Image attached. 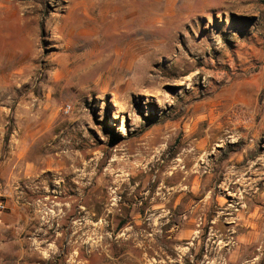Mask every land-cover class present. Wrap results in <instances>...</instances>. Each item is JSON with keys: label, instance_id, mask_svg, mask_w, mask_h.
<instances>
[{"label": "rangeland", "instance_id": "rangeland-1", "mask_svg": "<svg viewBox=\"0 0 264 264\" xmlns=\"http://www.w3.org/2000/svg\"><path fill=\"white\" fill-rule=\"evenodd\" d=\"M236 240L264 264V0H0V264Z\"/></svg>", "mask_w": 264, "mask_h": 264}, {"label": "bare ground", "instance_id": "bare-ground-1", "mask_svg": "<svg viewBox=\"0 0 264 264\" xmlns=\"http://www.w3.org/2000/svg\"><path fill=\"white\" fill-rule=\"evenodd\" d=\"M105 20V19H104ZM107 20V19H106ZM116 20H118L117 18H116ZM116 22V21H115ZM120 22V21H119ZM118 23V22H117ZM117 28V27H116ZM115 54V53H114ZM117 54V53H116ZM113 56H115V55H113ZM112 57V56H111ZM110 56H107V60H106V58H105V60H106V62L111 58ZM110 61V60H109ZM113 61V60H112ZM105 62V64H107ZM116 63V59L113 61V64H114V66L116 65L115 64ZM113 69V67L112 66H110L109 67V70H112ZM89 76V78H90V75H88ZM123 80V79H122ZM122 80H121V82H122ZM118 81V80H117ZM116 86V85H115ZM227 210H229V208H226ZM225 214H229L228 212H226ZM221 216V215H220ZM242 230V229H241ZM240 230V231H241ZM234 233V232H233ZM255 237V236H254ZM234 239V238H233ZM258 239V238H257ZM252 241L254 240L253 238L251 239ZM235 241V240H234ZM257 242V241H256ZM234 244H235V247L237 248V249H239L240 248V250L242 249L243 250V253H242V255H240L239 257H237L236 259V264H240V259H242V258H244V257H246V256H248L249 254H248V252H246V249L245 248H248V247H252L255 243H248V244H245V243H241V241L240 240H236V242H234ZM234 246V245H233ZM249 249V248H248Z\"/></svg>", "mask_w": 264, "mask_h": 264}]
</instances>
